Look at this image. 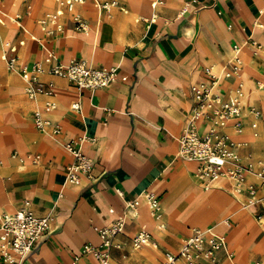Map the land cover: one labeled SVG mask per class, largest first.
<instances>
[{
	"label": "crops",
	"instance_id": "obj_1",
	"mask_svg": "<svg viewBox=\"0 0 264 264\" xmlns=\"http://www.w3.org/2000/svg\"><path fill=\"white\" fill-rule=\"evenodd\" d=\"M51 1L19 0L17 13L4 14L15 32L19 29L0 56V81L8 83L0 92V130L5 132L0 136V214L14 213L28 201L35 214L50 219L49 233L19 264H101L83 252L84 245L101 246L100 230L121 218L125 205L145 190L159 195L160 212L155 215L141 197L135 215L129 214L113 240L114 264H162L165 253H176L197 228L226 237L233 258L221 249L219 264H264V214L260 203L247 206L264 196V186L248 176L257 193L236 195L223 178L201 182L197 163L178 155L179 137L196 103L194 88L209 84L207 69L221 75L238 45L244 62L239 77L221 76L215 90L225 100H232L239 84L251 92L248 105L243 103L242 128L231 122L225 132L242 159L264 162V93L253 89L264 91L258 84H264V51L253 43L264 48V0H163L156 8L155 0H116L119 5L111 10L87 0L65 10L61 29L50 21L44 29L42 20L59 8ZM76 13L89 24L87 30L76 28ZM48 51L64 63L87 60L117 67L118 79L101 89L81 90L50 72L54 61ZM3 54L16 55L18 65L30 71L41 63L39 78L52 94L29 97L27 81L7 67ZM49 101L56 107L47 110ZM75 102L81 111L73 109ZM36 111L47 120L44 129L35 125ZM54 127L61 132L54 134ZM206 129L199 125L201 132ZM74 139L95 162L93 175H81L78 182L67 177L74 156L66 144ZM141 230L156 244L134 247L132 237ZM0 264H8L1 241Z\"/></svg>",
	"mask_w": 264,
	"mask_h": 264
},
{
	"label": "built area",
	"instance_id": "obj_2",
	"mask_svg": "<svg viewBox=\"0 0 264 264\" xmlns=\"http://www.w3.org/2000/svg\"><path fill=\"white\" fill-rule=\"evenodd\" d=\"M87 0H57L59 8L42 20L43 28L50 21L57 28H62L60 17L65 10L74 11L77 4ZM95 6L100 10H111L118 6L116 0H93ZM163 0H155L152 6L156 8L162 4ZM76 28L78 30H87L89 24L83 17L76 13L73 15ZM154 20V19H152ZM53 33V31H49ZM25 41L21 40L20 44ZM259 48H264L261 44L253 42ZM15 53L16 46L10 48ZM233 57L229 61V67L222 69L221 75H217L207 69L211 79L207 86L194 88L196 103L190 113L189 122L179 137V157L194 161L197 163L195 175L201 182H212L221 178L232 180L237 186V191L247 192L254 197L258 187L254 184H248L247 178L250 174L262 179L260 186H264V162L244 163L237 150L235 143L225 129L227 125L233 122L235 128L240 130L243 126V102L244 87L239 84L235 90L232 100H225L220 93L215 90L220 77L230 78L235 76L243 67V59L240 55L241 48L238 45L233 46ZM10 70H18L22 77L27 81L26 93L31 98H36L39 94L51 95L52 92L47 88L39 78V73L43 71L41 63H36L33 70L30 71L27 66L18 65L16 55H2ZM48 60L54 61L50 72L54 75L68 78L79 89L97 90L109 86L116 81L119 76L117 67H98L90 64L87 60H72L64 63L59 60L53 51H48ZM260 87L264 84L258 82ZM54 102H47V110L55 108ZM73 109L81 111L79 102L73 104ZM251 112L259 116L261 112L252 108ZM35 125L38 129H44L47 120L40 111L34 114ZM204 123L207 129L204 132L199 130V125ZM61 132L59 127L53 128V133ZM80 139H74L66 144L69 151L74 156V161L67 168V177L72 182H78L81 175L91 177L95 167L92 158L86 155L81 149ZM37 159L39 156L36 157ZM247 186V187H245ZM143 197L150 205L153 213L158 215L161 209V200L159 195L150 190L140 193L133 201L128 202L122 211V216L118 220L110 223L100 230L101 246H95L87 243L83 247L84 253H92L101 264H114L109 257V251L113 246L114 238L124 230V225L129 214L136 213ZM260 203L264 214V196L254 199L250 204ZM261 216L258 218L261 220ZM50 231V219L47 216H39L30 208V203L26 201L16 212H3L0 214V241L1 254L8 264L21 263L34 249L40 238L47 235ZM134 247L139 248L144 245H155L153 237L144 230L137 232L132 237ZM102 247V248H101ZM224 249L229 259L233 254L228 250V242L225 236L217 233L214 229L207 230L194 229L182 243L176 253L166 252L162 264H219L217 253Z\"/></svg>",
	"mask_w": 264,
	"mask_h": 264
},
{
	"label": "rangeland",
	"instance_id": "obj_3",
	"mask_svg": "<svg viewBox=\"0 0 264 264\" xmlns=\"http://www.w3.org/2000/svg\"><path fill=\"white\" fill-rule=\"evenodd\" d=\"M7 1L8 0H3V1H1L0 0V26H1V29L4 31V36H3V39L4 40H2V38H1V36H0V56H1V54L5 51V49H6V47H7V45H8V42H9V39H12V37L14 38L15 37V35H14V33L16 34L17 33V31H18V29H19V25L17 26V29H16V32H15V30H14V28L12 27V25H10V23H9V21L4 17V14H7V15H12V14H15V13H17V8H15V9H10V10H5V6H6V4H7ZM19 1V0H18ZM38 0H36V2H37ZM55 1V0H54ZM51 4V3H50ZM4 11H6V12H4ZM22 19H20V21H21ZM20 32L21 31H19L18 32V34L17 35H19L20 34ZM5 69H2V72H3V74L5 73ZM239 75L240 74H237V76L239 77ZM261 79V78H260ZM262 80V79H261ZM262 82H264V79L262 80ZM7 82L6 81H0V92L3 90V89H5L6 87H7ZM5 86V87H1V86ZM24 85V84H23ZM258 88L259 87H256L255 85H253V89L255 90V91H258L259 93H263L264 91H260V90H258ZM246 90H247V87L246 86H244V92L246 93ZM243 94V96H242V102L244 103V104H246V105H248V103H249V101H250V99L248 98H246V94ZM5 132H4V130H0V136L2 135V134H4ZM0 148H3L2 147V145L0 146ZM243 162L244 163H248V161H246L244 158H243ZM256 164V163H255ZM249 177H255L254 175H252V174H250L249 175ZM256 179H258V181L261 183L262 182V179H260V178H258V177H255ZM223 180L225 181V183H228V184H230L231 185V189L233 190V192L236 194V195H241L243 192H239V191H236L238 188H237V186L235 185V183L232 181V180H230V179H228V178H223ZM229 181H231V183L229 182ZM245 187H247V186H245ZM235 261V260H234Z\"/></svg>",
	"mask_w": 264,
	"mask_h": 264
},
{
	"label": "bare ground",
	"instance_id": "obj_4",
	"mask_svg": "<svg viewBox=\"0 0 264 264\" xmlns=\"http://www.w3.org/2000/svg\"><path fill=\"white\" fill-rule=\"evenodd\" d=\"M17 1L18 0H8L7 1V4H6V6H5V10H10V9H15V8H17ZM46 3L47 4H50V3H52V1L51 0H46ZM4 12H6V11H4ZM0 36H1V38H2V40H4L3 39V36H4V31L1 29V26H0ZM1 44V43H0ZM242 70V69H241ZM241 70H239V72L238 73H240V71ZM237 73V74H238ZM261 88V87H260ZM245 93V92H244ZM264 93V92H263ZM246 95V98L248 99H251V97H250V94H251V92H248V89L246 90V93H245ZM255 95V94H254ZM0 155L1 156H4V152H3V150H2V148H0ZM6 158V157H5ZM7 159V158H6ZM237 191V190H236ZM233 263H235V261H233Z\"/></svg>",
	"mask_w": 264,
	"mask_h": 264
}]
</instances>
